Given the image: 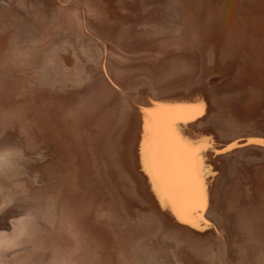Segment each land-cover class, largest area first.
I'll list each match as a JSON object with an SVG mask.
<instances>
[{
    "label": "rangeland",
    "instance_id": "374dc122",
    "mask_svg": "<svg viewBox=\"0 0 264 264\" xmlns=\"http://www.w3.org/2000/svg\"><path fill=\"white\" fill-rule=\"evenodd\" d=\"M62 1L63 10L57 12L61 5L51 3L44 9L0 0V38L7 36L9 41L0 54V158H9V171H0V200L14 213L0 220V237L11 244L0 248V264H120L118 246L148 223L130 224L119 235L101 217L115 208L93 159L98 125L118 105L115 85L131 89L144 80L154 91L164 92L158 101H167L180 98L178 88L192 85L201 73L198 54L169 53L153 65L120 59L112 43L118 42L127 53L140 54L158 53L187 41L193 28L184 0ZM210 1L219 4V0ZM84 2L88 22L81 29L76 5ZM201 3L206 7V0ZM243 5L240 12L239 0H222L223 17L200 52L205 88L219 83L222 95L235 92L249 75L243 55L226 68L217 57L228 29L245 25L250 35L249 27L257 29L259 24L246 15H264V4ZM54 48L72 54L70 70L57 57L54 64L47 63ZM15 51H25L21 62H13ZM103 52L114 84L102 76L99 59ZM214 94L213 115L205 128L215 143L236 139L212 133L223 113L255 128L257 139H264V118L258 112L252 123L243 122L230 100ZM260 94L264 102V86ZM246 143L238 137L229 152L238 153ZM228 159V181L223 186L226 175L222 173L221 195L211 213L218 214L228 227L229 247L237 257L234 264H264V158L230 154ZM70 169L75 171L77 187L72 196L64 180ZM90 242L101 245L100 259L90 254L95 246ZM174 254L180 264H204L188 249L178 248Z\"/></svg>",
    "mask_w": 264,
    "mask_h": 264
},
{
    "label": "bare ground",
    "instance_id": "6f19581e",
    "mask_svg": "<svg viewBox=\"0 0 264 264\" xmlns=\"http://www.w3.org/2000/svg\"><path fill=\"white\" fill-rule=\"evenodd\" d=\"M184 1L193 28L187 41L168 46L158 53L140 54L127 53L118 42H112L120 53L119 58L124 61L146 60L156 65L169 53L185 52L198 54L201 59L199 77L192 85L178 88L181 96L178 99L158 101L157 98L164 92L154 91L144 80L131 89L115 85L117 95L114 102L118 105L108 111L106 121L98 125L100 134L94 137L93 159L115 208L102 213L101 217L119 235L133 223L141 225L147 221V226L151 225L140 227L137 236L118 246L120 264H180L174 254L178 248L192 251L204 264H234L237 257L233 256L229 247L228 227L218 214L211 213V209L218 203L221 188L228 181V155L264 158V145L249 143L259 140L257 137L260 135L256 129L234 120L230 114L223 113V118L214 123L212 133L217 137L236 139L217 144L215 137L205 128L206 121L212 118L215 105L211 92L230 100L233 107L239 109L243 122L252 123L256 119L255 111L259 117L264 118V102L260 94L264 86V15H246L248 20L259 24L257 29L249 27L250 35L246 34L245 25L228 29L217 57L222 67L226 68L235 64L237 56L243 55L248 62L245 72L249 75H246L235 92L222 95L219 93V83L205 88L204 57L200 54L223 17L222 0H219L218 5L206 0V7H203L201 0ZM243 1L255 2L260 6L264 4V0H239L240 12L245 9ZM8 2L10 5L19 2L23 7L30 4L44 9L51 3L61 5L57 7V12L63 10L65 4L62 0ZM76 6V16L80 20L81 29H84L88 22L86 2ZM8 42L7 36L0 38L1 55L7 50ZM24 52H13V62H21ZM52 52V55H47L48 64H54L59 58L66 70L71 69L74 58L70 52L58 53L55 48ZM106 57L104 52L100 55L99 66L102 76L111 81L108 67L104 63ZM140 89L145 91L139 94ZM194 106L201 107L200 114L189 110ZM238 137L248 143L240 146L238 153L229 152ZM196 148L200 150L193 152ZM0 171H9L8 157L0 158ZM222 173L226 175L223 186L219 181ZM74 174L75 171L70 169L64 178L70 188V196L77 192ZM201 188L205 201L203 208L198 207ZM173 204L184 211L178 215ZM11 215L14 213L7 210L0 200V220ZM8 222L12 223L10 220ZM91 244L95 246H91L90 254L100 259L103 255L101 245L96 242ZM10 245L5 238L0 237V248ZM47 255L48 252L44 250L42 257L46 258Z\"/></svg>",
    "mask_w": 264,
    "mask_h": 264
},
{
    "label": "snow or ice",
    "instance_id": "6c2138e0",
    "mask_svg": "<svg viewBox=\"0 0 264 264\" xmlns=\"http://www.w3.org/2000/svg\"><path fill=\"white\" fill-rule=\"evenodd\" d=\"M190 111L192 112H195V113H198L200 114L201 113V107L200 106H194L192 107L191 109H189ZM249 143H257V144H261V145H264V140H257V141H249ZM206 147V146H205ZM200 149L199 148H196V149H193L192 151L193 152H198ZM205 205V201H204V196H203V189L201 188L199 190V199H198V207L199 208H203ZM173 208H174V211H177V214H181L184 209L183 208H180V209H177L176 208V205L173 204ZM185 223L189 222V221H184ZM206 223V222H205ZM196 224L193 222V227H195Z\"/></svg>",
    "mask_w": 264,
    "mask_h": 264
}]
</instances>
